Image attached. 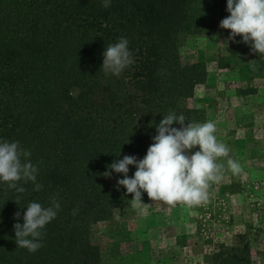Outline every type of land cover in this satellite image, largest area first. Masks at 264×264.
Returning <instances> with one entry per match:
<instances>
[{"label":"trees","instance_id":"16d2710c","mask_svg":"<svg viewBox=\"0 0 264 264\" xmlns=\"http://www.w3.org/2000/svg\"><path fill=\"white\" fill-rule=\"evenodd\" d=\"M219 19L264 75V0H0V264H108L93 230L125 194L104 175L199 124L207 72L180 48Z\"/></svg>","mask_w":264,"mask_h":264},{"label":"rangeland","instance_id":"374dc122","mask_svg":"<svg viewBox=\"0 0 264 264\" xmlns=\"http://www.w3.org/2000/svg\"><path fill=\"white\" fill-rule=\"evenodd\" d=\"M231 43L221 19L186 37L182 61L207 72L188 101L199 124L179 146L127 154L120 172L104 175L125 194L93 230L108 264H211L222 245H247L264 264V75Z\"/></svg>","mask_w":264,"mask_h":264}]
</instances>
